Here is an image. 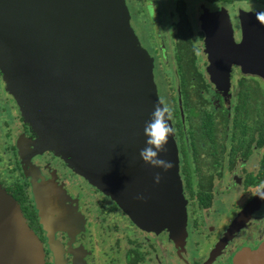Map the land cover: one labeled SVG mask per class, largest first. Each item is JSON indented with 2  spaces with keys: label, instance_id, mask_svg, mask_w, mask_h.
<instances>
[{
  "label": "water",
  "instance_id": "95a60500",
  "mask_svg": "<svg viewBox=\"0 0 264 264\" xmlns=\"http://www.w3.org/2000/svg\"><path fill=\"white\" fill-rule=\"evenodd\" d=\"M130 18L125 0H0V70L38 134L34 153L53 150L116 200L137 225L150 231L167 227L179 245L188 220L179 148L170 120L173 132L158 156L171 166L165 170L141 156L148 140L145 122L163 102L152 58ZM200 19L208 71L219 87H228L234 65L264 79L261 12L241 10L240 40L226 7L204 8ZM40 195L36 190L54 264H66L55 219ZM262 202L264 188L235 217L212 258ZM234 263L264 264V240L239 250ZM0 264H46L43 241L1 184Z\"/></svg>",
  "mask_w": 264,
  "mask_h": 264
},
{
  "label": "flooded vegetation",
  "instance_id": "af4514ba",
  "mask_svg": "<svg viewBox=\"0 0 264 264\" xmlns=\"http://www.w3.org/2000/svg\"><path fill=\"white\" fill-rule=\"evenodd\" d=\"M134 2L148 9H156L158 3ZM167 4L175 30L174 69L179 77V98L173 96V106L170 101L167 105L172 109L187 200L185 242L178 245L165 230L141 228L116 200L53 150L34 153L30 147L24 150V161L18 158L14 171H10L18 172L17 176L1 182L20 203L27 222L48 249L51 246L39 213L37 186L51 181L56 186L55 199L67 198L69 226L56 228L66 264H235L239 250L255 248L264 240L262 202L219 254L211 257L235 217L264 188V79L234 65L228 87H219L208 71L206 33L200 19L204 8L216 11L226 7L235 37L240 40L241 10L264 15V0H168ZM180 9L186 10L194 27V49L187 50L186 56L179 50L177 39ZM16 128L12 129L15 136L9 148L13 155L20 151L19 135L38 136L24 121ZM236 197L240 199L237 204ZM249 233L256 243H245ZM52 254L48 264L55 262Z\"/></svg>",
  "mask_w": 264,
  "mask_h": 264
},
{
  "label": "rangeland",
  "instance_id": "374dc122",
  "mask_svg": "<svg viewBox=\"0 0 264 264\" xmlns=\"http://www.w3.org/2000/svg\"><path fill=\"white\" fill-rule=\"evenodd\" d=\"M134 1L135 0H125L126 6L128 7L131 15V25L133 26L141 45L143 46V48L146 49V51L152 58L154 81L157 86V90L160 99L163 102V105H167V103L170 101L169 105L173 106L171 98L173 96L177 98V100L179 98L177 90L179 77L175 73L174 69L175 30L173 26V18L171 16V8H169V5L167 4L168 0H156V3L158 2L156 4V9H151V7H149L148 9L147 7L136 5V2ZM191 1L198 3L204 0ZM133 4H135V6H133ZM195 28L197 29V27ZM171 120L173 122L172 117ZM21 121H24V123H26L31 128L32 132H35L31 124L26 120L25 116L23 115L21 106L19 105V102L13 92L10 90L9 84L2 73L0 76V184L5 189L6 187L2 184L1 180L3 178L5 179L6 177L12 178L14 176H17L18 172H14L13 174L10 173V171H14L16 167L15 162H18V158L19 160H23V157L25 155V149L32 147L34 151L37 150V146L39 143L38 136L36 139H32L27 137L25 134L19 135L21 139V147L19 148L20 151L17 155L12 154V152L9 150L12 140L15 136L14 131L12 129H15L17 131L18 128H16V124L19 126ZM26 162L28 163V160H26ZM10 182L11 181H7V183ZM39 187L42 193V195H40L41 200L45 206H49V209L53 214V219H55L56 222V228L60 226V228H68V215L70 214L67 209H69L70 206L65 203L67 202L65 201L67 198L65 199L64 197V199H55L56 192L54 188L56 186L51 181H47L45 182V184L37 186L38 191ZM239 200L240 199L236 197V204ZM65 206H68V208L66 209ZM164 230L168 233V235L171 236V231L167 227L155 232H161ZM107 241L110 242L112 240ZM245 241V243L250 244L254 242L252 233H249V236H245ZM50 248L48 249L44 246L46 264H48L49 253L52 254V250ZM64 259L65 263H67V258L65 254Z\"/></svg>",
  "mask_w": 264,
  "mask_h": 264
},
{
  "label": "clouds",
  "instance_id": "9594fccd",
  "mask_svg": "<svg viewBox=\"0 0 264 264\" xmlns=\"http://www.w3.org/2000/svg\"><path fill=\"white\" fill-rule=\"evenodd\" d=\"M172 109L167 105L157 104L150 114V119L145 122L144 131L148 137L147 146L141 149V156L146 161L156 166H163L167 170L171 162L158 156V152L166 151L169 137L173 132L170 124ZM160 173L155 180L159 182Z\"/></svg>",
  "mask_w": 264,
  "mask_h": 264
},
{
  "label": "trees",
  "instance_id": "16d2710c",
  "mask_svg": "<svg viewBox=\"0 0 264 264\" xmlns=\"http://www.w3.org/2000/svg\"><path fill=\"white\" fill-rule=\"evenodd\" d=\"M180 14L182 20L178 25H176L178 28L177 39L179 43V50L183 52V56H186L187 50L194 49V27L190 25L185 9H180ZM1 74L2 72L0 70V76ZM183 74H185V71H183Z\"/></svg>",
  "mask_w": 264,
  "mask_h": 264
}]
</instances>
